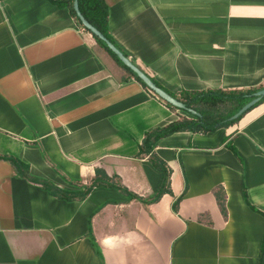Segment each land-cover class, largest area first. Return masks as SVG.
Listing matches in <instances>:
<instances>
[{
	"label": "crops",
	"instance_id": "obj_1",
	"mask_svg": "<svg viewBox=\"0 0 264 264\" xmlns=\"http://www.w3.org/2000/svg\"><path fill=\"white\" fill-rule=\"evenodd\" d=\"M51 1L0 0V264H259L264 103L228 128L155 142L172 195L153 204L108 187L57 199L2 160L69 193L96 171L144 201L161 182L140 148L178 110ZM104 2L112 40L169 94L264 87V0Z\"/></svg>",
	"mask_w": 264,
	"mask_h": 264
},
{
	"label": "trees",
	"instance_id": "obj_2",
	"mask_svg": "<svg viewBox=\"0 0 264 264\" xmlns=\"http://www.w3.org/2000/svg\"><path fill=\"white\" fill-rule=\"evenodd\" d=\"M51 3H53L58 8L66 7L69 10L70 15L77 21V23L81 27L79 21L75 17V14L72 10V0L51 1ZM78 7L80 13L85 18V20L89 24H91L94 28H96L99 32H101L107 40H109L117 49H119L123 53V51L117 46V44L112 40V38L108 33V19H107L108 8L104 0H78ZM81 28L84 30L83 27ZM86 32L89 33L88 31ZM91 36L94 38V40L97 42V44L100 47H102L121 67H123L144 89H146V87L135 77V75L131 73L127 68H125L119 62V60L105 47V45L101 41H99L93 35ZM123 54L127 57L125 53ZM151 80L157 87L165 91L153 79ZM261 89L262 88L248 90V91H237V92L209 91L202 93H182L179 97L173 96L165 91L171 97L182 102L187 108L196 111L200 116L194 117L189 115L185 111H181L187 114L190 117V119L185 117L180 118L177 122H174L162 129L152 131L151 133H147L145 135L139 154L145 155L150 161V163L153 165V167L158 172L161 173V182L156 195H154L152 198L146 201L129 193L125 188L121 187L120 185L114 184L113 181L109 179L102 171H96V177L91 181L89 186L83 187L80 192L69 193L60 190L59 188L55 187L54 185H52L47 181H43L30 176L28 171L29 170L28 166L16 158L7 157V158H3L2 160L9 162L14 167L17 174L21 178L27 180L30 183L39 185L43 190L47 191L51 196L57 199L66 200V201H81L91 192L92 189L97 187H108V188L117 189L120 193H122L125 197H127L128 200L135 199L147 205L153 204L159 201V199L166 194L172 195L170 190L171 172L167 167V165L154 154L153 147L155 145V142L177 132L189 131L192 133H209V132H214L221 128H228L239 122L248 112H250L257 106L264 103V98H263L255 107L250 109L247 113L243 114L237 120L234 121L228 120L231 116L237 113L246 103H248L252 99L251 96L253 93ZM170 108L173 110H177L172 107ZM229 149L233 152L234 155H236L233 147L229 146ZM214 196L217 205L221 211V214L224 217H226L223 189L219 188L218 191H215ZM180 200L181 197L174 202L172 207L174 212L177 211V207ZM250 207L251 209H253L252 206ZM259 264H264V239L259 254Z\"/></svg>",
	"mask_w": 264,
	"mask_h": 264
},
{
	"label": "water",
	"instance_id": "obj_3",
	"mask_svg": "<svg viewBox=\"0 0 264 264\" xmlns=\"http://www.w3.org/2000/svg\"><path fill=\"white\" fill-rule=\"evenodd\" d=\"M72 10L80 25L91 35L101 41L105 45V47L119 60V62L135 75V77L146 87V89L150 93H152L154 96H156L168 106L175 108L178 111H185L189 115L194 117L200 116L196 111L187 108L182 102L171 97L165 91L157 87L150 79V77H148V75H146L143 71L136 67L119 49H117L109 40H107L101 32H99L96 28L89 24L79 11L78 0H72ZM251 98L252 99L248 103H246L237 113L231 116L228 120H237L243 114L247 113L250 109L255 107L264 98V88L253 93Z\"/></svg>",
	"mask_w": 264,
	"mask_h": 264
},
{
	"label": "rangeland",
	"instance_id": "obj_4",
	"mask_svg": "<svg viewBox=\"0 0 264 264\" xmlns=\"http://www.w3.org/2000/svg\"><path fill=\"white\" fill-rule=\"evenodd\" d=\"M178 116H179V119L183 118V117L190 119V117L187 114H185V113H183L181 111H178Z\"/></svg>",
	"mask_w": 264,
	"mask_h": 264
}]
</instances>
